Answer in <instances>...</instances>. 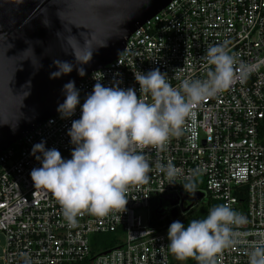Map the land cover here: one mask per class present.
<instances>
[{
	"label": "built area",
	"instance_id": "2783aa9c",
	"mask_svg": "<svg viewBox=\"0 0 264 264\" xmlns=\"http://www.w3.org/2000/svg\"><path fill=\"white\" fill-rule=\"evenodd\" d=\"M218 44L236 57V78L193 110L180 136L170 137L162 148L137 149L150 171L145 183L128 186L125 209L102 217L82 210L70 226L51 191L30 179L31 169L40 167L30 155L35 143L44 140L46 149L71 158L74 146L66 133L71 121L80 118L79 105L72 117L61 119L56 113L0 153V264H24L26 259L30 264H174L167 230L152 224V211L180 221L209 200L247 220L234 227L238 243L219 253L215 264H248L249 253L264 236V66L241 75L239 64L264 65V0H172L129 36L116 60L76 88L81 104L96 79L107 87L133 88L137 97L150 101L139 91L134 72L159 69L179 89L185 79L207 78L214 66L207 63L206 49ZM169 162L181 169L174 184L157 167ZM189 178L195 193L183 189ZM197 193L203 197L183 211ZM182 196L187 197L184 203ZM164 197L177 204L171 207ZM138 211L146 213L145 224Z\"/></svg>",
	"mask_w": 264,
	"mask_h": 264
},
{
	"label": "clouds",
	"instance_id": "9594fccd",
	"mask_svg": "<svg viewBox=\"0 0 264 264\" xmlns=\"http://www.w3.org/2000/svg\"><path fill=\"white\" fill-rule=\"evenodd\" d=\"M90 59L91 54L75 57L78 64ZM206 60L214 66L207 72V78L185 79L179 89L159 69L134 72L139 91L148 94L150 101L137 97L133 88L107 87L96 79L81 104L75 82L70 80L63 85L64 100L56 109L60 118L72 117L80 106V118L71 121L66 133L74 146L71 158H62L56 148L46 149L45 141L41 140L30 150L40 167L32 168L29 175L33 185L51 191L70 226L76 225L82 210L102 217L113 210L125 209L128 186L145 183L150 171L149 161L137 149L162 148L170 137L180 136L185 120L205 98L232 85L237 75V59L223 44L208 47ZM52 63L57 70L50 72V79L73 71L74 64L68 61L54 59ZM260 66H264L260 61L240 63V74L251 75ZM77 73L83 77L84 68H77ZM12 128L14 131L15 127ZM157 167L170 184L181 174V169L171 162ZM182 186L185 192L195 193L190 178ZM245 223L246 217L231 207L214 205L203 219L190 220L187 225L179 220L170 223L167 248L179 261L195 258L198 264H215L219 253L238 243L239 234L234 227ZM24 264L30 261L26 259ZM248 264H264V236L249 253Z\"/></svg>",
	"mask_w": 264,
	"mask_h": 264
},
{
	"label": "water",
	"instance_id": "95a60500",
	"mask_svg": "<svg viewBox=\"0 0 264 264\" xmlns=\"http://www.w3.org/2000/svg\"><path fill=\"white\" fill-rule=\"evenodd\" d=\"M171 1L0 0V153L57 113L65 83L71 80L76 86L116 60L129 36ZM90 54L87 63H76L75 57ZM54 59L73 63V71L50 79L57 70ZM79 67L85 70L83 77ZM202 197L195 194L183 211ZM186 200L181 197V203ZM176 216V209L171 210V219Z\"/></svg>",
	"mask_w": 264,
	"mask_h": 264
},
{
	"label": "trees",
	"instance_id": "16d2710c",
	"mask_svg": "<svg viewBox=\"0 0 264 264\" xmlns=\"http://www.w3.org/2000/svg\"><path fill=\"white\" fill-rule=\"evenodd\" d=\"M219 202H213V201H208L205 205L200 206L198 208H194L192 211H190L180 222L183 224L187 225V223L190 220L193 219H203L208 212V209L214 205H219ZM172 223L169 218H165L163 216H160L158 214H155L154 211H152V224L157 227V229L161 230H167L168 226ZM105 239L110 240V237H103ZM186 264H198V261L195 258H190L185 260Z\"/></svg>",
	"mask_w": 264,
	"mask_h": 264
},
{
	"label": "rangeland",
	"instance_id": "374dc122",
	"mask_svg": "<svg viewBox=\"0 0 264 264\" xmlns=\"http://www.w3.org/2000/svg\"><path fill=\"white\" fill-rule=\"evenodd\" d=\"M198 208V207H197ZM137 216L140 217L143 224L146 223V213L144 211H138ZM172 262L174 264H185L186 261H179L175 258V256L172 254Z\"/></svg>",
	"mask_w": 264,
	"mask_h": 264
}]
</instances>
